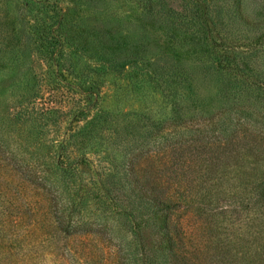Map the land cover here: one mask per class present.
Here are the masks:
<instances>
[{
    "label": "rangeland",
    "instance_id": "374dc122",
    "mask_svg": "<svg viewBox=\"0 0 264 264\" xmlns=\"http://www.w3.org/2000/svg\"><path fill=\"white\" fill-rule=\"evenodd\" d=\"M233 2L206 0L199 16L193 0H0V194L10 187L19 209L32 196L42 238L61 246L35 264H87L97 242L99 262L116 243L153 254L148 193L180 194L169 213L180 257L215 264L224 233L247 243L243 170L252 156L264 164V0H239L240 18ZM17 158L46 179L27 195ZM61 209L79 235L57 236L41 213Z\"/></svg>",
    "mask_w": 264,
    "mask_h": 264
},
{
    "label": "trees",
    "instance_id": "16d2710c",
    "mask_svg": "<svg viewBox=\"0 0 264 264\" xmlns=\"http://www.w3.org/2000/svg\"><path fill=\"white\" fill-rule=\"evenodd\" d=\"M193 1V4L195 5V11L193 15H197L198 11H200L201 13L199 16H202V13L204 11L203 8H205L207 5L206 0ZM233 3L234 5L232 7V10L230 7V10L228 11L230 14L228 17L232 16L235 18H240L239 0H234ZM263 38L264 32H262L261 36H257L256 42L258 43V40ZM184 126L187 127L186 125ZM248 141L249 143H251V145L248 146L249 148H251L252 145L256 146V144H253V139L249 138ZM223 147L224 150L227 151L228 147L226 145H223ZM221 154L223 155L222 148H217V152H215L212 157L213 161L216 156ZM252 157L254 161L248 164V168H246V170H243V172H245V177L242 182L245 189H248L246 185L248 186L249 184H252L253 187L251 189L254 190V193L251 194L250 198L253 197L251 199L253 202H255V213L249 217L250 221L246 224V231H242L246 234L247 238L244 242L247 243L243 245L242 243H237V240L234 242L231 235L229 241L223 240L225 238H229L225 233L224 238H221V236L217 237L216 242L213 241L210 248V250H213L215 253L219 254L218 259H216V261L214 262L215 264H228L227 259L224 261L226 256L238 258V262H241L240 264H264V176L262 178L252 177L260 171L258 166H261L263 163L261 162V157L259 155L258 157ZM1 165L2 164H0V169H2ZM52 167L56 168L57 166L52 165ZM11 168L20 172L21 180L23 181L16 180V182L22 188L20 192L26 195L27 192L23 191V189H36V187L34 188L33 186H40V181L45 179L43 177H37V168L34 166V164L30 165L23 162L20 163L18 158L15 161V165L13 164ZM0 179L4 180L5 183H8L3 176H1ZM11 181H14V179H11ZM41 188H44V186ZM137 189H139V186L137 187ZM251 189H248V191H250ZM48 190L49 189H47V191ZM1 191L5 198H2V195L0 194V264H35L36 256L34 254L37 253L40 248H43V250H48L49 252L54 244L55 249H60L61 246H55L57 238L54 236V234H51L52 232H50V230L43 232L42 238L41 229L43 226L38 219L34 218V216H36L37 210L34 207L35 201L33 200L32 196L28 199L24 198L20 205L24 206L25 208L19 209L17 208L19 206L13 199L15 196H10V194L13 195L11 188H5V190ZM196 194L198 193H195L194 195ZM179 196L180 194L178 195V197ZM163 197L164 198H159L157 196L153 197L150 193H148L141 198V200L147 205V208L151 210V215L153 216L152 218L150 217L151 219H153V222L151 224L152 239L155 248L153 250V254L150 253V250L149 253H146L145 248L144 250L142 248H139L142 253L140 252V255H138V252H135L136 249L127 248V246H122L121 243H116L111 244L113 245V247H110L112 251L110 255L111 261L108 263L109 260L107 259L106 255H104L100 259L101 262H99L98 254H100L106 244L103 242H97L94 244L96 250L91 254V256L86 255V258H83L82 260H84L87 264L89 262L93 264H98V262L99 264L102 262V264H104V262L105 264H194L190 260V257H180L179 254L175 253L176 235L174 233L176 232V227L178 226L179 220H177L176 218H172L169 213L171 214L172 211L177 208L178 203L176 199H178V197L174 200L173 196H169L167 194ZM195 197L196 196L193 197L194 200ZM181 198L184 202H189V197H187V195L181 196ZM11 199H13V201H11ZM15 205L17 207H15ZM49 211L51 210L49 209ZM41 213L43 215V218H45L50 224H53V227H56L58 229L57 231H55L57 236L68 238L71 236L79 235L78 227L80 225H77L74 220L66 216L63 209H61V211H58L57 213L54 212L52 218H50V216L47 218L44 215L43 211H41ZM81 224L83 223L81 222ZM83 225L88 228L87 223H84ZM217 225L218 224H216L215 226ZM97 231L98 228L97 230L88 228V230H84V233L86 234L83 235L89 236L91 234H96ZM213 234L217 236L219 232L215 230ZM38 237L40 238L38 239ZM89 249L90 248H88V250ZM63 250H68V248L65 247L64 244ZM94 253H96V256H93ZM220 253H223L224 255ZM62 255L60 257L61 259H63V262H66L67 264L71 263V259L69 260V258ZM148 259L151 261H149Z\"/></svg>",
    "mask_w": 264,
    "mask_h": 264
}]
</instances>
